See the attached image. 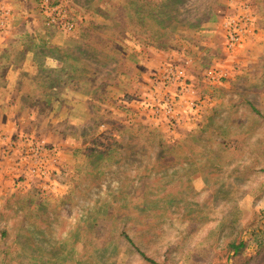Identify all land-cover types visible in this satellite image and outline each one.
Wrapping results in <instances>:
<instances>
[{
  "label": "rangeland",
  "instance_id": "rangeland-1",
  "mask_svg": "<svg viewBox=\"0 0 264 264\" xmlns=\"http://www.w3.org/2000/svg\"><path fill=\"white\" fill-rule=\"evenodd\" d=\"M164 1L179 10L166 44L112 26L133 0H0L17 58L61 60L21 100H39L37 126L0 130V264H153L136 248L163 264H264V50L246 47L264 43V0ZM92 21L107 23L106 64L89 57ZM166 183L174 201L154 202ZM225 220L240 255L209 234Z\"/></svg>",
  "mask_w": 264,
  "mask_h": 264
},
{
  "label": "trees",
  "instance_id": "trees-1",
  "mask_svg": "<svg viewBox=\"0 0 264 264\" xmlns=\"http://www.w3.org/2000/svg\"><path fill=\"white\" fill-rule=\"evenodd\" d=\"M134 3H132V8L130 9L131 5L129 6H124L127 10L123 12L122 17H118L114 25L115 28L119 29V34L122 32V30L126 27H132L133 31L140 36H146V38L149 39H156L159 35V38L162 40L160 44H166V42L169 40L170 36L173 34L171 31H169L170 22L178 20V13L175 12L177 15H170L169 13H166L163 10H159L157 6L159 5L158 3L161 2L164 3L166 1L164 0H133ZM157 2V3H156ZM184 2V0H171V4L177 5ZM130 4V3H129ZM139 21V22H137ZM151 21L152 24L151 25ZM151 25V29H150ZM107 26V23L105 21L102 22H96L92 21L89 26V34L92 37H95V39L98 41L95 43L96 45H101L103 42L102 40L104 39L103 32ZM147 28V29H146ZM126 30V29H125ZM125 33V31H123ZM107 43L108 40L106 41ZM114 49H118V46L112 47ZM111 49L105 50L101 46L98 48L97 46L93 45L89 49V57L92 59H99L102 61H108L114 59V56L111 55ZM108 63V62H107ZM106 64V63H105ZM132 146V145H130ZM169 150L161 145V147L158 150V159L163 160L165 159L166 155L168 154ZM104 154V152L97 151V152H92V155H101ZM126 157V156H125ZM167 164V163H165ZM162 168L164 167L166 170V167L164 163L161 164ZM166 173V171H165ZM145 178L141 177L140 180L143 181ZM163 190L159 192V195H157L156 199L154 202H159V201H165L166 198L171 197L169 199V202L174 201L175 194H177L175 191L177 190V187L172 185H168L167 183L164 184V187H162ZM229 191H227L225 194H228ZM161 194V195H160ZM160 196V197H159ZM232 210L237 209V206L232 205L231 206ZM112 214V213H111ZM225 221H221L220 224L216 225L215 227L211 228L209 230V234L216 232L217 237L215 239V242L217 246L228 250V252L233 255H240L243 253L244 249L246 248V243L242 239V233H241V227L238 226L237 224H230L228 226L225 225ZM227 224V223H226ZM227 232V234H226ZM226 234L225 238L223 237ZM125 238L131 242V244L134 245V242L132 238L125 234ZM141 256L153 263V264H163V263H158L154 259L148 257L146 253L141 251L139 248H136Z\"/></svg>",
  "mask_w": 264,
  "mask_h": 264
},
{
  "label": "crops",
  "instance_id": "crops-1",
  "mask_svg": "<svg viewBox=\"0 0 264 264\" xmlns=\"http://www.w3.org/2000/svg\"><path fill=\"white\" fill-rule=\"evenodd\" d=\"M252 26L254 27L253 31L257 30L258 32L256 35L264 34V26L256 27L255 22ZM9 32L13 33L12 27ZM262 43L254 38L251 43H247L246 47H251L255 51L256 49L264 50V43ZM13 44H9L8 41H0V82L4 83L0 84V130L14 128L23 130V127L27 128L25 124L28 120H33V127L37 126L39 119L36 114L40 108L39 100L36 99L28 105H22L21 100L36 96L37 86L35 83L45 82L46 74H49L46 73V70L58 72V65H55L54 62L60 63L61 61L52 55L39 59L38 53H34L30 47L23 49L22 58H17L14 54L16 45ZM40 48L44 47H38V50ZM103 63L105 62L103 61ZM50 92L56 94V87H50ZM17 108L27 109L26 117L21 118L13 115V111L17 112Z\"/></svg>",
  "mask_w": 264,
  "mask_h": 264
},
{
  "label": "built area",
  "instance_id": "built-area-1",
  "mask_svg": "<svg viewBox=\"0 0 264 264\" xmlns=\"http://www.w3.org/2000/svg\"><path fill=\"white\" fill-rule=\"evenodd\" d=\"M242 22L236 21V23L232 26V33H231V46L236 45L241 37V26Z\"/></svg>",
  "mask_w": 264,
  "mask_h": 264
}]
</instances>
